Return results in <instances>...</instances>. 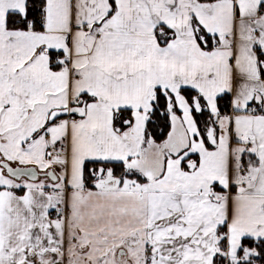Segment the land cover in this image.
I'll use <instances>...</instances> for the list:
<instances>
[{"label": "snow or ice", "instance_id": "obj_1", "mask_svg": "<svg viewBox=\"0 0 264 264\" xmlns=\"http://www.w3.org/2000/svg\"><path fill=\"white\" fill-rule=\"evenodd\" d=\"M0 264H264V0H0Z\"/></svg>", "mask_w": 264, "mask_h": 264}]
</instances>
